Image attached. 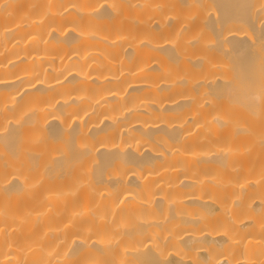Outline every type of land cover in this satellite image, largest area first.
Instances as JSON below:
<instances>
[{
    "label": "bare ground",
    "instance_id": "obj_1",
    "mask_svg": "<svg viewBox=\"0 0 264 264\" xmlns=\"http://www.w3.org/2000/svg\"><path fill=\"white\" fill-rule=\"evenodd\" d=\"M0 264H264V0H0Z\"/></svg>",
    "mask_w": 264,
    "mask_h": 264
}]
</instances>
